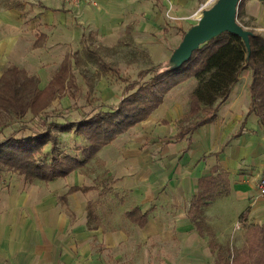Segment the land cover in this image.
I'll use <instances>...</instances> for the list:
<instances>
[{"label":"crops","instance_id":"obj_1","mask_svg":"<svg viewBox=\"0 0 264 264\" xmlns=\"http://www.w3.org/2000/svg\"><path fill=\"white\" fill-rule=\"evenodd\" d=\"M26 1L17 0L7 13L0 12V67L5 66L0 73L18 67V61L23 62L22 57L29 53L27 60H37L39 70L33 75L46 85L65 59L74 76L71 65H75L76 55L66 49L69 35L76 31L78 35L72 39L79 38L84 45L81 22L116 35L125 30L123 10L135 2L94 0L73 5L66 0H41L32 5ZM35 33L38 36L28 40ZM49 59L52 64L57 60L56 67L40 69L38 62ZM238 85L237 79L214 116L187 133L161 121L164 126L159 125L157 135H175L174 142L161 146L153 137L151 149L135 156L134 124L101 147L97 152L100 159L116 160L114 168H109L115 177L114 192L106 200H91L97 215L91 219V227L88 201L75 200L77 192L83 193L80 189H89L80 186L88 185L74 181L70 186L76 190L69 186L46 189L37 181L35 188L32 183L18 187L12 186V178L0 177V264H217L212 240L230 251L240 247L245 226L264 222V200L256 195V179L264 175V131L255 111L248 109V97L239 94ZM160 104L147 118L155 116ZM142 138L145 135L140 141ZM157 145L160 149L153 151ZM123 170L135 177L129 176L121 184ZM53 180L57 178L50 182ZM210 180L211 199L192 217L191 201L200 184ZM124 191L133 196L131 205L119 193ZM99 192L104 197L108 191L103 186ZM132 210L138 220L144 214L141 223L132 220ZM243 212L242 225L239 217ZM234 234L237 241L233 243Z\"/></svg>","mask_w":264,"mask_h":264},{"label":"rangeland","instance_id":"obj_2","mask_svg":"<svg viewBox=\"0 0 264 264\" xmlns=\"http://www.w3.org/2000/svg\"><path fill=\"white\" fill-rule=\"evenodd\" d=\"M16 1L0 0V12L3 10L7 13V11L14 7L13 4ZM26 2L32 5H39L42 1L27 0ZM210 4L208 0H135L131 5H126V8L123 10L125 30L122 29L113 36L108 35L107 31L101 32L100 29L93 27V24L85 25L81 22L86 33L83 39L85 46L79 38L72 39L75 35L77 37L78 34L76 31L75 35L72 34L73 32L69 35L70 43L67 44L66 49L68 53L76 55L75 65H71L74 76L69 78V75L65 74L64 79H56L54 81L55 83L52 84L53 88H48V91L42 94L41 100L43 102H37V106L42 107L38 109V112L41 113V116L50 114L48 119L50 122L58 121L63 123L66 120L77 119L82 112L87 111L94 104L102 105V108L105 109L110 105L116 106L120 103L123 88L131 84V81L134 80L139 70L157 64L161 66L166 65L171 51L182 39L183 33L192 24H195L202 10ZM238 8L237 13L239 14H236V21L246 30H250L251 33L264 38V4L260 0H242ZM31 10L32 7L25 10L23 16L29 15ZM75 25H71V27ZM0 30L2 31V28ZM38 34H31L27 38L29 40L32 36H38ZM63 47L62 45L61 49ZM18 57L22 56L18 55ZM28 57H30L29 53L25 57H22L23 62L18 61L16 65L25 68L23 70L28 75H33L35 73L34 71L39 72L35 68L37 60H33L32 58L29 61L27 60L29 59ZM52 61L55 64H52L50 59L47 63L46 61L40 60L38 62L40 65L38 66L44 71L47 69L52 70L58 64L57 60ZM4 67V65L0 67L2 68L0 70H3ZM68 67L70 68L69 62ZM2 74L3 72L0 73V76ZM250 77L251 68L248 66L243 68L237 76L238 86L240 88L239 94L248 97V109L251 108V94L249 92ZM58 80L60 82H57ZM37 81L38 87L44 89L46 84L44 82L39 83V78H37ZM178 82L176 86H173L162 95L163 104H160L155 114V116L158 114L159 117L157 116L158 118L155 119V116H150V118H145L146 120H140L142 122L137 121L135 128L132 129V142L135 147L133 148V153H135V156L141 153V151L146 152L147 148L151 149L149 146L151 145V139L153 137H157V140L154 139L156 141L153 140L154 143L157 142L161 146L174 142L172 139L175 138V135L171 136L169 133L162 137L157 135L161 133L158 131L160 129L159 125L162 124L161 121L170 122L171 126L177 132L179 131V133H181L180 130L187 133L188 129L192 128L196 120L209 114L204 111L198 114H192L190 111L192 97L190 94L198 82L196 78L192 76ZM159 88L161 87H154L153 92L156 93ZM150 93H152L150 90H146L143 93L145 96L141 97L145 98ZM260 100V98H257L256 103L258 104ZM261 108L264 111V106ZM23 116L22 120L27 122L28 126L31 125L34 128L39 125V123L37 124V119L35 117L32 118L33 116L30 111H27ZM31 119H33L34 123L31 122ZM50 122L48 128L57 136V148L60 150L57 152L59 154L63 155V151L74 153L77 151V146L86 144V139L83 135L75 137L69 131L58 132V129L50 124ZM18 128L19 123L16 121L5 124L0 129V139L5 138L6 135ZM166 129L169 132L171 131L167 126ZM19 135L16 136L18 137ZM142 135H145V138H142L140 141ZM161 146H154L153 151L160 149ZM44 148L46 149V146ZM97 152L98 150L95 151L88 161L79 166V168L72 170V173L69 172L64 177H58L60 179L57 178V180H53L54 182H44L38 178L28 180L23 174H18L10 170L3 171L0 177L2 180L12 178V186L18 185L19 187L22 183L23 185L32 183L30 186L33 187L34 185L33 188H35L36 182L38 181L46 189L53 187L61 190H65L66 186H69V188L73 187L70 185L75 181L83 185H88L80 187L89 188L85 190L80 189L83 193L77 192L75 197L76 201L80 202L86 199L90 202L97 198L106 200L107 195L109 197L114 192L112 191L111 185L115 177L109 174V168H114L113 165L116 160L114 159L113 162L110 160L106 161L105 159L102 160ZM154 159L158 160L160 158ZM134 161H137V157H134ZM122 175L123 182L121 184L125 183L126 178H129V176L135 177V175L131 174L126 175L125 171ZM103 186L108 191L104 196L105 198L103 196L99 197V191ZM119 193L123 194V199L126 200L125 203H130L131 205L133 196L129 191ZM236 239L234 234L231 237V242L234 243L237 241ZM241 240L238 238L240 243ZM235 249L233 248L232 251H235Z\"/></svg>","mask_w":264,"mask_h":264},{"label":"trees","instance_id":"obj_3","mask_svg":"<svg viewBox=\"0 0 264 264\" xmlns=\"http://www.w3.org/2000/svg\"><path fill=\"white\" fill-rule=\"evenodd\" d=\"M260 2L264 4V0ZM248 51L239 36L222 32L192 50L191 57L178 68L157 64L139 70L131 84L123 88L120 103L116 106L110 105L105 109L102 105L94 104L77 119L63 123L52 120L50 122V114L41 116L38 109L42 107L37 106V102H43L42 94L48 88H53L52 84L56 79H64L65 74H69V78L72 76L68 61L65 59L61 62L55 74L56 78H52L44 89L38 87L35 75H28L20 67L10 66L0 76V129L11 121L18 122L19 128L0 139V174L10 170L23 174L28 180L38 178L44 182L64 177L88 161L95 151L115 136L131 128L137 121L147 118L162 102L164 92L176 86L178 81L192 76L198 82L190 94V111L192 114L202 111L209 113L196 120L188 130L194 129V126L205 123L214 116L217 107L227 98L231 87L236 83L238 73L246 66L251 68L250 111H255L264 131V111L261 108L264 106V38L251 33ZM154 87L161 88L155 93ZM146 90L152 93L145 98L141 97L145 96L143 93ZM257 98L261 99L258 104ZM27 111L31 112L32 118L37 119V127L28 126L22 120ZM31 122L34 123L33 119ZM49 122L58 132L69 131L75 137L83 135L86 144L77 146L74 153L63 151V155L59 154L57 136L48 128ZM18 134L20 135L17 137ZM206 183L208 184H200L199 192L191 201L192 217L197 215L198 210L211 199L214 192L209 188L213 182L210 180ZM76 189L78 188H71ZM86 209L89 225L91 219L97 216L94 202H88ZM134 211L130 212L134 215L132 220L136 224L141 223L144 214L138 220V214ZM244 220L245 212L240 215L239 222L243 225ZM198 227L202 228L201 225ZM245 227V240L235 251L217 245L213 240L210 242L217 264H264V222L247 224Z\"/></svg>","mask_w":264,"mask_h":264},{"label":"water","instance_id":"obj_4","mask_svg":"<svg viewBox=\"0 0 264 264\" xmlns=\"http://www.w3.org/2000/svg\"><path fill=\"white\" fill-rule=\"evenodd\" d=\"M240 1L213 0L202 10L195 24L183 33L182 39L171 51L166 65L170 68H178L191 57L192 50L222 32L239 36L248 51L251 31L246 30L236 21L237 6Z\"/></svg>","mask_w":264,"mask_h":264},{"label":"built area","instance_id":"obj_5","mask_svg":"<svg viewBox=\"0 0 264 264\" xmlns=\"http://www.w3.org/2000/svg\"><path fill=\"white\" fill-rule=\"evenodd\" d=\"M71 4H78L80 2L89 3L94 0H66ZM256 195L264 200V175L257 177L256 179Z\"/></svg>","mask_w":264,"mask_h":264},{"label":"bare ground","instance_id":"obj_6","mask_svg":"<svg viewBox=\"0 0 264 264\" xmlns=\"http://www.w3.org/2000/svg\"><path fill=\"white\" fill-rule=\"evenodd\" d=\"M212 1H213V0H208V2H210V3H211Z\"/></svg>","mask_w":264,"mask_h":264}]
</instances>
